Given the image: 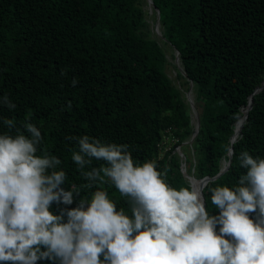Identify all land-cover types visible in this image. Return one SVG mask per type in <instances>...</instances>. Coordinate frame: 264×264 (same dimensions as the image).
Returning <instances> with one entry per match:
<instances>
[{
    "label": "trees",
    "instance_id": "obj_1",
    "mask_svg": "<svg viewBox=\"0 0 264 264\" xmlns=\"http://www.w3.org/2000/svg\"><path fill=\"white\" fill-rule=\"evenodd\" d=\"M152 2L165 41L153 35L156 16L151 27L145 0H0V96L16 105H0V134L8 131L2 118L13 119L20 131L29 121L44 137L41 146L61 159L68 177L62 187L75 184L80 195L72 205L53 203L55 215L96 190L80 187L87 181L71 160L78 144L69 137L127 144L136 162L156 160L157 170L167 168L177 190L190 187L177 147L195 179L217 175L231 147L227 171L202 190L210 215L219 214L210 189L233 187L246 173L240 153L264 159V87L253 94L264 78V0ZM172 50L186 73L172 64L177 78L193 83L200 126L192 142L189 103L166 74ZM251 95L252 107L231 143ZM101 163L93 160V166ZM105 187L117 210L130 215L128 198Z\"/></svg>",
    "mask_w": 264,
    "mask_h": 264
},
{
    "label": "clouds",
    "instance_id": "obj_2",
    "mask_svg": "<svg viewBox=\"0 0 264 264\" xmlns=\"http://www.w3.org/2000/svg\"><path fill=\"white\" fill-rule=\"evenodd\" d=\"M0 105L16 107L7 95ZM2 120L8 131L0 134V264H264V159L240 153L246 173L233 187L210 189L219 210L210 215L200 191L172 187L167 168L136 162L129 145L69 137L78 144L71 160L87 181L80 187L96 190L55 215L53 203L72 205L80 191L62 187V161L41 146L37 126L24 121L20 131L13 119ZM106 185L128 198L130 215L117 210Z\"/></svg>",
    "mask_w": 264,
    "mask_h": 264
},
{
    "label": "water",
    "instance_id": "obj_3",
    "mask_svg": "<svg viewBox=\"0 0 264 264\" xmlns=\"http://www.w3.org/2000/svg\"><path fill=\"white\" fill-rule=\"evenodd\" d=\"M148 7L150 9H153V12L155 13V16H156V22H155V25L153 27V32L154 34L161 38L162 40L165 41V39L162 37V34H161V31H160V24H159V10L157 8H155V6L153 5V2L152 0H145ZM173 64L177 67V69L179 70L180 74L183 76V77H186V73L184 71V69L182 68L181 64H180V60H179V52L177 50L174 51V59H173ZM189 93L192 91V87H193V83L192 81L189 80ZM264 87V78H263V81L261 83V85L259 87H257L253 94L259 92L262 88ZM252 94V95H253ZM252 95L249 97L248 99V104L247 106L245 107V110H243V117L240 119V122H241V125H240V128H239V131L238 133L236 134V137L234 136V133L233 135L231 136V143H234L237 136L239 135L240 131H241V128H242V125L244 123V121L246 120L247 118V115H248V111L251 109L252 107ZM188 99V97H187ZM188 103H189V106H190V111H191V123L193 124V127H194V132L189 140V142H192L194 140V138L196 137L197 133H198V130H199V126H200V121H199V115L198 113L196 112L195 110V107H194V104H193V100L188 99ZM192 116H194V119L192 118ZM186 144V143H184ZM176 151L178 153V155L180 156L181 158V161H182V164H181V172L183 174V176L188 180L189 184H190V187L191 189L194 190V184H193V181H196L197 182V189L198 191L201 192L202 194V197L204 199V196H203V188L206 186V184L209 182V181H213V180H216L219 176H221L225 171H227L229 165H230V162H231V156H232V148L230 147L229 148V151H228V161L227 162H223V165H222V168L221 170L218 172L217 175H215L214 177H204V178H201V179H195L194 177L192 176H188L186 174V171L184 170L183 166H185V158L182 157V153H180V148L177 147L176 148Z\"/></svg>",
    "mask_w": 264,
    "mask_h": 264
},
{
    "label": "rangeland",
    "instance_id": "obj_4",
    "mask_svg": "<svg viewBox=\"0 0 264 264\" xmlns=\"http://www.w3.org/2000/svg\"><path fill=\"white\" fill-rule=\"evenodd\" d=\"M145 10L148 12L147 14V19L149 20L150 22V25L151 27H153L154 25V22H155V19H154V12H153V9H150L147 5V3H145V6H144ZM154 37L158 38L154 33H153ZM171 51V50H169ZM172 52L174 53V51L172 50ZM168 61L171 63L170 65L167 66L166 68V74L167 76L170 78L172 84L180 89L181 93L183 94V96L186 98V101L188 102V99L191 98V100H193V104H194V107H195V103H194V95H193V92L191 91L190 93L188 92L189 91V88L188 86L189 85H184L183 82H184V79H179L177 78V75H176V70L173 68L172 64H173V60L170 58V56L168 55ZM189 96V97H188ZM188 97V99H187ZM196 110V108H195ZM191 112V111H190ZM197 112V110H196ZM192 118L194 119V116H192ZM189 154H190V157L193 158V155H192V151L191 149H189V151H187ZM180 153H182V157L185 158V155L183 154V152L180 150ZM184 170L186 169V164L185 166H183Z\"/></svg>",
    "mask_w": 264,
    "mask_h": 264
},
{
    "label": "bare ground",
    "instance_id": "obj_5",
    "mask_svg": "<svg viewBox=\"0 0 264 264\" xmlns=\"http://www.w3.org/2000/svg\"><path fill=\"white\" fill-rule=\"evenodd\" d=\"M189 97V96H188ZM240 125H241V122L239 121L237 124H236V126H235V131H234V136L236 137V134L238 133V131H239V128H240ZM193 186H194V190H197L198 191V189H197V182L196 181H193Z\"/></svg>",
    "mask_w": 264,
    "mask_h": 264
}]
</instances>
